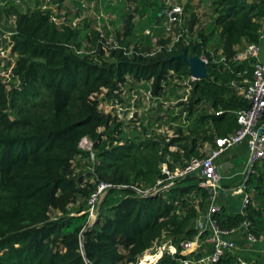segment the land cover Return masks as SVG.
<instances>
[{
    "label": "trees",
    "instance_id": "16d2710c",
    "mask_svg": "<svg viewBox=\"0 0 264 264\" xmlns=\"http://www.w3.org/2000/svg\"><path fill=\"white\" fill-rule=\"evenodd\" d=\"M186 1L181 18L189 35L187 46L178 40L171 51L161 50L151 57L115 52L108 62H93L65 47L79 46L86 38L87 24L78 29L57 28L40 11L0 6V24L14 14L17 32L11 36L12 51L17 54L12 76L0 82V264H138L145 251L161 243H168L175 253H163L153 264H179L178 258L203 256L201 252L179 255V242L196 234L191 223L207 198L193 178L178 179L167 190L146 195L136 194L130 186L149 189L162 177L161 164L172 170L198 156L202 144L214 148L215 138L236 129L234 113L247 103L229 82L239 79L236 74L249 78L253 61L234 63L231 58L243 45L257 43L264 0H207L208 22L195 33L199 20L191 0ZM129 2L148 23L159 20L162 0ZM131 19L129 11L123 12L121 43L133 44L135 49ZM149 49L145 39L140 50ZM216 51L226 65L208 62L204 66L207 78L193 84L182 108L186 134L177 127L178 136L167 143L115 135L116 126L108 125L98 102L91 99L103 89L109 98L125 82L124 77L152 78L155 84L167 71L187 77V67L177 57L184 54L210 60V53ZM180 113L172 116L168 109L165 117L173 122ZM83 137L92 142V163H80L87 159L77 148ZM171 146L175 151L168 150ZM97 182L114 188L106 192L95 220L87 224L86 202ZM245 189L249 200L242 213L227 212L220 205L212 218L226 229L247 221L254 237L264 239L261 165H253ZM70 205L75 209L68 212ZM208 252L206 247L204 254ZM237 258L225 254L217 264H238ZM242 260L264 264V256L258 254Z\"/></svg>",
    "mask_w": 264,
    "mask_h": 264
},
{
    "label": "built area",
    "instance_id": "2783aa9c",
    "mask_svg": "<svg viewBox=\"0 0 264 264\" xmlns=\"http://www.w3.org/2000/svg\"><path fill=\"white\" fill-rule=\"evenodd\" d=\"M171 2L172 0H162L163 7L158 14L159 20L147 23V27L141 32L142 37L149 40L148 52H141L143 43L137 38L138 35H135V49L132 48L133 44L125 46L121 43L123 39L121 24L115 29L108 27L107 23L104 24L101 18L103 15L95 10L99 0H0V6L7 8L12 5L20 12L40 11L57 28L78 29L83 24H87L86 38H83L79 46L65 45V47L72 50L75 55L85 56L93 62H108L112 60V53L115 52H120L126 57L130 55L151 57L161 50L171 51L178 40L187 46L189 35L182 27V9L180 5L174 6ZM131 5L133 8L127 7L125 11L131 13V21L136 26L145 17L139 15L134 3ZM108 17L114 18L115 15ZM15 20L14 14H10L7 20L0 24V82L2 83L12 76V68L15 65L17 54L12 51L11 39L12 35L17 34ZM116 30H118V37L115 36ZM93 33L94 37H92ZM134 34L137 33L134 32ZM261 42L264 43V21L258 30L257 43L243 45L231 58V62L234 63H240L246 59L253 61L249 78L245 77V74H236L239 79L229 82V87L234 93L247 103L246 108L234 113L236 129L223 138H215L214 148L207 143L202 144L198 156L190 157L172 170H169L166 164H161L162 177L149 189L141 190L130 186L136 194L146 195L165 191L172 187L176 180L191 177L196 181L197 187L206 192L207 198L201 210L197 209V201L194 203L198 213L191 223L192 229L196 232L194 238L178 244L181 257L196 255L200 252L203 256L197 260L178 258L179 264H217L225 254L232 255L239 241L247 245L246 252L250 255L253 256L257 252L255 247L261 238L256 239L248 230L247 221L226 229L220 228L212 217L222 205L218 204L220 195L229 196L230 194L237 197L241 203L238 213H242L249 200L245 182L252 173L253 165H261L264 170V61L258 58ZM198 58L204 66L208 62L225 66L227 62L218 51L215 54L210 53V60L204 56ZM124 79L125 82L118 84L117 90H114L109 98L104 97L106 92L104 89L91 98L98 102V111L108 118V125L116 126L115 135L118 133L119 137L123 136L128 140L144 137L167 143L178 136L175 131L177 127L186 134L187 124H184L186 112L182 108L187 105V97L197 79L188 74L187 77H178L172 71L163 74L158 84H155L152 78L138 81L129 77ZM168 109L172 112V116L181 112L176 121H169L165 117ZM258 129L260 133L257 135ZM99 131L101 129L97 130ZM240 144L244 146L243 161L239 166L231 162V164L226 163L228 166L222 168L217 162L218 157ZM77 148L87 154V159L77 158L81 164L93 162L92 142L89 139L81 138ZM175 149L172 146L168 147L169 151H175ZM223 179L226 181L223 182ZM222 186H233V188L222 190ZM124 187L121 186V188ZM111 188L114 187L108 183H95L94 190L86 202L87 224L95 220L98 205ZM200 236L203 237L202 240ZM170 247L173 255L175 249ZM206 247H209V252L204 254ZM237 263L245 264L239 257Z\"/></svg>",
    "mask_w": 264,
    "mask_h": 264
},
{
    "label": "rangeland",
    "instance_id": "374dc122",
    "mask_svg": "<svg viewBox=\"0 0 264 264\" xmlns=\"http://www.w3.org/2000/svg\"><path fill=\"white\" fill-rule=\"evenodd\" d=\"M188 2L186 0H172L171 4L174 6H179L181 9H183L185 3ZM207 0H191L190 4L195 7V14L198 18L199 22L194 26L193 32L197 31L201 27H203L207 22L209 18V10L207 9ZM132 3L129 2V0H99V4L96 5V9L100 12L103 17H101L104 20V24L107 23L108 27L117 28L121 24V17L123 14V11L128 7L130 9L133 8L131 5ZM98 12V13H99ZM109 15H115V17L109 18ZM148 20L145 18L142 21H140L135 26V32L138 35L137 38L141 39L142 43H144L145 37H142L141 32L147 27ZM244 153L238 155V159L236 160V164L239 166L240 163L243 161ZM232 159H229L227 163L231 164ZM233 163V162H232ZM227 164H223L222 168L227 167ZM229 168V167H228ZM231 169V168H229ZM228 169V170H229ZM234 171V170H233ZM224 175V174H223ZM226 180L223 179V182ZM222 190H227L229 188H233V186H222ZM229 194V193H228ZM100 204V203H99ZM218 204H223L225 206L227 212L233 213V212H239V207L241 206L240 200L235 196H222L220 195V198H218ZM99 206V205H98ZM72 209H75L74 205H70L67 208V211L70 212ZM57 213H52L50 216H54ZM247 245H243L241 241L238 242L237 248L232 252V255H236L239 258L247 257L249 259L254 258L255 255L264 256V239H260V241L257 243V246L255 247L256 251L254 255H250L246 252ZM166 253L168 255H172V249L168 243H161L154 244L150 249L145 251L142 256L140 257L138 264H143V260L148 259L147 256H155L159 255V257Z\"/></svg>",
    "mask_w": 264,
    "mask_h": 264
},
{
    "label": "water",
    "instance_id": "95a60500",
    "mask_svg": "<svg viewBox=\"0 0 264 264\" xmlns=\"http://www.w3.org/2000/svg\"><path fill=\"white\" fill-rule=\"evenodd\" d=\"M177 58H179L186 65L188 75H190L191 77L197 80L207 78L204 64L198 57L196 56L188 57L182 54ZM259 133H260V130L258 129L256 134L258 135Z\"/></svg>",
    "mask_w": 264,
    "mask_h": 264
},
{
    "label": "crops",
    "instance_id": "0c3cea01",
    "mask_svg": "<svg viewBox=\"0 0 264 264\" xmlns=\"http://www.w3.org/2000/svg\"><path fill=\"white\" fill-rule=\"evenodd\" d=\"M258 58L259 60L264 61V43L262 42L260 43V52L258 54ZM241 153L242 154L244 153V146L242 144L238 145L237 147H235L234 149L230 151H227L221 154L218 157L217 162L219 163V165L222 166L223 164H226L229 161V159H232L231 162H233L234 165H237L236 160L238 159V155Z\"/></svg>",
    "mask_w": 264,
    "mask_h": 264
},
{
    "label": "bare ground",
    "instance_id": "6f19581e",
    "mask_svg": "<svg viewBox=\"0 0 264 264\" xmlns=\"http://www.w3.org/2000/svg\"><path fill=\"white\" fill-rule=\"evenodd\" d=\"M146 257L148 259L143 260V262H144L143 264H153L156 261V259L159 257V255H155V256H147L146 255Z\"/></svg>",
    "mask_w": 264,
    "mask_h": 264
}]
</instances>
